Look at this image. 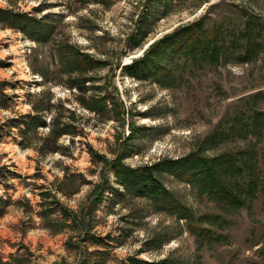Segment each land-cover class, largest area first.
Listing matches in <instances>:
<instances>
[{
    "label": "rangeland",
    "instance_id": "374dc122",
    "mask_svg": "<svg viewBox=\"0 0 264 264\" xmlns=\"http://www.w3.org/2000/svg\"><path fill=\"white\" fill-rule=\"evenodd\" d=\"M0 10L36 23L0 21V264H264V188L250 207H233L152 169L255 148L264 179V132L207 140L237 111L264 117V0H0ZM248 14L263 28L250 62L226 55L168 81L163 69L150 73L176 65L160 45L144 79L122 70L181 27L225 18L237 29ZM118 156L206 217L209 233L191 234L128 191Z\"/></svg>",
    "mask_w": 264,
    "mask_h": 264
},
{
    "label": "trees",
    "instance_id": "16d2710c",
    "mask_svg": "<svg viewBox=\"0 0 264 264\" xmlns=\"http://www.w3.org/2000/svg\"><path fill=\"white\" fill-rule=\"evenodd\" d=\"M243 19L242 24L237 29L229 28L228 20L225 18L210 27L203 25L202 20L181 27L172 34L155 41L146 49L141 60L132 61L131 64L125 65L122 70L131 77L144 79L146 74L142 73L144 69H149L144 65L150 63L154 48H158L160 45L170 49L171 58L176 59V65L173 66L172 70L160 67L152 69L150 73L158 76L163 69L164 79H168V81L177 80L192 68L215 67L221 63V57L226 55L233 57L232 59L236 62H250L262 49L263 28L259 21L249 14L248 16L244 15ZM0 21H16L24 26L29 23L36 24L27 16L12 14L4 10H0ZM40 30L43 32L42 28ZM81 68L82 66L79 65L78 69L82 70L83 68ZM94 103L96 105L94 109L97 110L106 106V98L95 100ZM34 119L31 117V120ZM40 123L44 125L41 120ZM236 131H242L245 137L252 136L259 139L264 132L262 112L255 108L235 112L232 122L227 126L219 127L214 135L207 140L211 138L216 142L212 146H217L231 138ZM62 134L64 132L58 133V136ZM258 157L259 153L255 148L245 152L225 153L213 158H202L200 154L193 153L182 159L161 162L152 166V169L154 167L170 171L179 179L185 177V181L191 183L199 195H207L215 202L222 201L224 204L233 207H250L257 199L258 192L264 188V179L257 174ZM119 160H121L120 156L114 161L115 176L120 179L121 185L125 186L128 191H134L139 197H146L158 210L176 215L177 219L184 220L191 234L199 235L202 238L204 234L209 233L200 226V222L206 217H196L188 208L179 205L174 197L151 175L141 174L137 170L126 168L117 163ZM130 264L152 263L132 258Z\"/></svg>",
    "mask_w": 264,
    "mask_h": 264
},
{
    "label": "water",
    "instance_id": "95a60500",
    "mask_svg": "<svg viewBox=\"0 0 264 264\" xmlns=\"http://www.w3.org/2000/svg\"><path fill=\"white\" fill-rule=\"evenodd\" d=\"M146 48H147V47H145L144 50H145ZM144 50H143V51H144Z\"/></svg>",
    "mask_w": 264,
    "mask_h": 264
}]
</instances>
